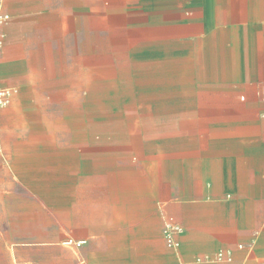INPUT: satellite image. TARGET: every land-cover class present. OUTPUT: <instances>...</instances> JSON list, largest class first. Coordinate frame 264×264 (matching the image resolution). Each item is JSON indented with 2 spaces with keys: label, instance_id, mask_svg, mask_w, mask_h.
Instances as JSON below:
<instances>
[{
  "label": "crops",
  "instance_id": "obj_1",
  "mask_svg": "<svg viewBox=\"0 0 264 264\" xmlns=\"http://www.w3.org/2000/svg\"><path fill=\"white\" fill-rule=\"evenodd\" d=\"M4 10L0 264L264 261V0Z\"/></svg>",
  "mask_w": 264,
  "mask_h": 264
},
{
  "label": "built area",
  "instance_id": "obj_2",
  "mask_svg": "<svg viewBox=\"0 0 264 264\" xmlns=\"http://www.w3.org/2000/svg\"><path fill=\"white\" fill-rule=\"evenodd\" d=\"M7 0H0V47L2 44V37H3V33H2V27L9 21L10 19V15L5 12L4 10V6ZM10 91L7 89H0V110L7 106L9 101H10ZM2 138V131H1V127H0V141ZM183 231V227L176 224V223H172V222H168L165 224L164 229H163V235H164V239L167 243V245L169 247H178L180 245V243L178 242V240H176V235H178L179 233H181ZM69 244H75V245H80L81 242H76L74 243L73 241H68ZM230 251H228L227 253L225 251H220L217 254V257L219 259H231L230 256ZM260 264H264V261H262Z\"/></svg>",
  "mask_w": 264,
  "mask_h": 264
}]
</instances>
